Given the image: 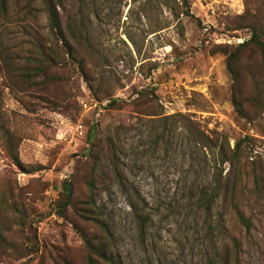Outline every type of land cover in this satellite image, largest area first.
<instances>
[{
  "label": "rangeland",
  "instance_id": "1",
  "mask_svg": "<svg viewBox=\"0 0 264 264\" xmlns=\"http://www.w3.org/2000/svg\"><path fill=\"white\" fill-rule=\"evenodd\" d=\"M64 5V20L80 9L88 17L87 76L62 52L50 79L49 72L17 77L15 64L7 71L0 60V264H84L85 247L73 228V221L80 222L72 207L58 215V191L69 181L74 202L85 195V181L97 169L89 149L119 124L128 128L118 137L128 180L124 187L108 180L102 201L122 264H205L209 255L217 264H264V75L262 98L243 75L248 118L240 117L220 51L221 45L236 47L254 27L263 33L264 0H189L194 18L181 17L177 25L157 0H64ZM46 30L43 15L26 25L0 22L3 43L21 56L29 49L28 34ZM260 58L249 50L241 56L245 66ZM143 87L154 88L165 118H141L131 104L104 108L105 94L130 103ZM187 118L210 135L219 133L218 143L230 147L249 135L239 164L217 165V145L196 142ZM239 165L235 201L221 189L206 219L199 189L210 185L215 167L225 176ZM254 174L262 180L258 189ZM132 203L144 204L152 215L144 233ZM19 207L35 220L24 231L16 222ZM236 210L249 219L248 229ZM231 235L239 240L236 254ZM35 243L37 251H29Z\"/></svg>",
  "mask_w": 264,
  "mask_h": 264
},
{
  "label": "trees",
  "instance_id": "2",
  "mask_svg": "<svg viewBox=\"0 0 264 264\" xmlns=\"http://www.w3.org/2000/svg\"><path fill=\"white\" fill-rule=\"evenodd\" d=\"M159 5L170 10L176 25L181 24V17L194 18L190 11L189 0H157ZM65 13L64 0H0V22L8 24L16 22L30 24L31 22L38 23L41 15L44 16L47 30L45 33L33 31L28 34V39L25 41L29 46L27 52L21 56L16 52L9 51L8 47L2 41L0 35V60L4 63L6 70L10 71L15 64V68L20 70L17 77L23 76H45L50 72L56 64L61 62V53L69 57L72 62L76 63L79 72L87 76L86 62L87 56L91 55L89 24L87 14L83 9L79 12H74L68 19L64 20ZM264 33V31H263ZM259 33L257 28H253L252 34L247 39H244L236 47L231 49L229 45H221L220 51L226 55V68L231 75V94L230 101L235 112L242 118H248V112L241 97L242 78L244 74H248L257 98H262L261 92V77L264 75V35ZM249 50L251 53L256 51L260 55V59L256 63L246 65V61L241 60L243 52ZM19 59V60H18ZM17 60V63H16ZM155 65L152 67V70ZM264 88V87H263ZM136 97L127 103L119 98L112 97L110 93L104 95V108L110 110L122 109L129 104L132 105V111L141 118L148 117L157 121L159 118H165L162 114V106L158 103V98L153 87H143L137 91ZM255 99V98H254ZM261 106V104H259ZM263 111V110H260ZM158 118V119H157ZM189 121L191 132L194 134L196 142L202 146L217 145V165H222L229 162L231 165H238L240 158L243 155L244 148L251 139L249 135H245L235 141L233 147H230L228 142L218 143L219 133L214 135L206 133L198 127V124L192 119ZM126 126L119 124L114 128V132H107L103 136L96 139L89 149V154L92 155L96 162V168L90 179L85 181V195L77 202H74L75 189L69 181H63L58 191L57 213L59 216H66L69 207L73 208L75 217L80 223L73 221V228L78 232L83 245L85 247L84 264H122L119 252L116 249L115 230L113 228L111 218L106 212V205L102 201V196L106 190V182L114 181L119 186L124 187L127 183V176L123 170L121 162L122 146L118 140L122 131H127ZM5 144L11 157L18 166L21 165L17 154L11 148L8 140ZM260 156V155H258ZM252 172L256 171V161H249ZM100 166V167H99ZM218 167V166H217ZM214 171L213 179L208 187L199 189L198 203L203 210L204 217L207 219L216 198L219 196L221 189L230 195V202H234L236 186L241 178L240 165L227 175H222V170ZM262 180L257 175H253V183L255 188H259ZM133 214L138 221L139 231L141 233L148 230L152 221V215L146 210L143 204H131ZM236 208V207H234ZM18 228L22 231L29 227L33 221L24 208L19 207L15 210ZM236 216L247 229L249 228V219L236 210ZM35 237V230H34ZM36 238V237H35ZM233 251L235 254L239 249V240L231 235ZM37 243L29 245V251H37ZM28 254V251H27ZM222 263V260H221ZM205 264H217L215 256L207 258Z\"/></svg>",
  "mask_w": 264,
  "mask_h": 264
},
{
  "label": "built area",
  "instance_id": "3",
  "mask_svg": "<svg viewBox=\"0 0 264 264\" xmlns=\"http://www.w3.org/2000/svg\"><path fill=\"white\" fill-rule=\"evenodd\" d=\"M98 110H99V111H101V108H99ZM77 128H81V125H78V127H77Z\"/></svg>",
  "mask_w": 264,
  "mask_h": 264
}]
</instances>
